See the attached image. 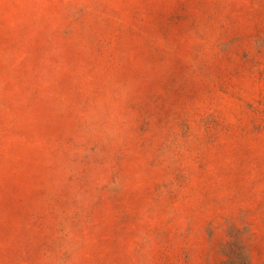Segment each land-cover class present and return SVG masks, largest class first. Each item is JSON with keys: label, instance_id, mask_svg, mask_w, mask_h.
Here are the masks:
<instances>
[{"label": "rangeland", "instance_id": "1", "mask_svg": "<svg viewBox=\"0 0 264 264\" xmlns=\"http://www.w3.org/2000/svg\"><path fill=\"white\" fill-rule=\"evenodd\" d=\"M0 264H264V0H0Z\"/></svg>", "mask_w": 264, "mask_h": 264}]
</instances>
